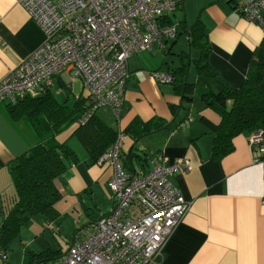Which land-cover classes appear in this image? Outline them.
Instances as JSON below:
<instances>
[{
  "label": "crops",
  "instance_id": "obj_1",
  "mask_svg": "<svg viewBox=\"0 0 264 264\" xmlns=\"http://www.w3.org/2000/svg\"><path fill=\"white\" fill-rule=\"evenodd\" d=\"M174 1L178 6L169 15L170 23L176 25L177 32H182L180 26L187 30L201 26L210 49L209 66L230 87L239 88L253 51L264 38V28L245 21L234 9L242 0ZM44 40L42 30L21 5L15 0H0V80ZM178 43L180 46L176 48ZM192 51L196 52L195 56ZM184 52L190 54L186 79L193 85L190 101L183 100L171 83H159L151 77L152 72L170 74L179 68ZM133 55L127 60L129 78L119 118L110 109L99 110L100 114L118 131L124 152L129 153L133 148L142 157L135 166L139 167L137 172L147 174L157 164L172 165L177 160H187L189 164L188 171L168 179L190 206L167 240L157 264H264V168L255 162L248 143L250 135L260 129L236 136L232 139V152L214 160L209 122L217 125L220 116L200 96L208 85L213 92L218 87L214 81L198 76L191 63L198 58V51L190 49L188 36L177 35L165 49L153 46L151 51ZM68 77L53 76L43 85L41 93L48 91L58 104L65 103L68 107L79 97H87L90 104L88 91L79 80L71 82ZM75 84H78L77 92H73ZM68 89L72 90V100ZM60 93L65 94L63 101L55 97ZM8 115V103L1 102L0 223L4 218L2 199L15 195L10 168L17 157L38 141L25 117L13 120ZM134 121L146 124L150 132L135 140L125 135V129ZM74 128L71 126L56 137L76 156V162L69 163L54 181L61 195L55 205L58 217L51 222L39 215L31 217L19 235L20 257L6 253L9 264H25L29 254L44 251H60L62 256L58 260L62 259L74 243L88 236L91 223L111 211L113 201L107 184L113 174L112 166L93 163L72 135ZM56 236L66 248L53 246L51 239L56 240ZM39 238L41 245L36 244Z\"/></svg>",
  "mask_w": 264,
  "mask_h": 264
},
{
  "label": "built area",
  "instance_id": "obj_2",
  "mask_svg": "<svg viewBox=\"0 0 264 264\" xmlns=\"http://www.w3.org/2000/svg\"><path fill=\"white\" fill-rule=\"evenodd\" d=\"M42 30L43 44L0 80V103L16 104L41 94L53 76L68 75L88 91L91 108L83 124L98 109H110L118 119L129 78L127 60L153 46L165 49L177 37L175 24L161 19L177 9L174 0H15ZM237 11L249 23L264 28V0H242ZM159 83L172 76L152 72ZM264 168V134L254 131L248 140ZM122 145L115 144L97 161L109 163L108 182L113 206L107 216L88 228V236L69 248L55 264H157L165 244L189 210L168 180L189 170L187 160L157 164L147 173L126 172L119 163ZM264 202V198H262ZM0 260L6 261L0 251Z\"/></svg>",
  "mask_w": 264,
  "mask_h": 264
},
{
  "label": "trees",
  "instance_id": "obj_3",
  "mask_svg": "<svg viewBox=\"0 0 264 264\" xmlns=\"http://www.w3.org/2000/svg\"><path fill=\"white\" fill-rule=\"evenodd\" d=\"M234 9L237 10V4ZM170 22L169 16L161 19L163 26L170 25ZM179 29L182 32H177V35L186 34L190 49L198 51V58L191 62L198 76L214 81L218 87L213 92L208 85L200 99L220 116L217 125L209 122L213 135L212 158L220 160L232 152V139L241 133L260 129L264 134V38L253 51L242 84L235 89L209 66L210 49L207 47L203 28L198 25L189 30L185 26H180ZM189 58L190 54L184 52L180 67L170 71L175 92L186 101L192 99L193 90V85L186 81ZM43 93L44 91L37 98L25 97L14 106L8 104V118L15 120L25 117L38 141L24 155L17 157L10 168L15 195L1 201L4 218L0 223V249L4 253L11 250L12 242L19 237L31 217L39 215L47 222L58 217L55 205L60 201L61 195L54 181L66 171L69 163L76 162V156L64 141L57 140V135L74 126L72 135L80 142L93 163H97L115 144L118 136V131L105 121L100 109L80 124L82 116L91 108L87 104V97H79L72 107H68L65 103L58 104L48 91ZM138 123H131L124 134L135 140L150 132L146 124ZM138 159L142 157L134 153L133 148L129 153L120 148L118 160L125 171L136 173L139 168L135 167ZM32 254H29V260L25 264H51L61 257L60 251Z\"/></svg>",
  "mask_w": 264,
  "mask_h": 264
},
{
  "label": "rangeland",
  "instance_id": "obj_4",
  "mask_svg": "<svg viewBox=\"0 0 264 264\" xmlns=\"http://www.w3.org/2000/svg\"><path fill=\"white\" fill-rule=\"evenodd\" d=\"M179 46H180V43H178V44H176L175 45V47L176 48H179ZM192 54L195 56L196 55V52L195 51H192ZM134 56V55H133ZM135 56H138V55H135ZM134 56V57H135ZM141 56V55H140ZM132 57V56H131ZM130 57V58H131ZM133 57V58H134ZM132 58V59H133ZM193 70H191V73H190V81H192V79L194 78L193 77ZM77 90H78V84H75L74 85V88H73V92H77ZM72 90H70V89H68V92L70 93ZM70 100H72V93H70ZM56 99L58 100V101H63L64 99H65V94L64 93H60V94H56ZM197 102H199V100L197 99ZM100 110H102V109H100ZM101 218V217H100ZM98 220V219H97ZM96 220V221H97ZM94 223V222H93ZM93 223H91L90 224V226L93 224ZM57 238H56V240H53V239H51V242L53 243V246L54 247H58V244L59 245H61V248L62 249H64V248H66L67 246H66V244L65 243H63L62 242V240L60 239V237L59 236H56ZM19 238H20V236L16 239V243H15V245H14V247H12V251H10V252H8V254L9 255H11V256H15V257H20V245H19V243H18V240H19ZM48 238V237H47ZM28 239V238H27ZM42 239L41 238H39L37 241H36V244H38V245H41L40 244V241H41ZM44 240V239H43ZM83 240V239H82ZM79 242V241H78ZM78 242H76V243H78ZM76 243H74L73 245H75ZM45 244H46V241H45ZM25 246H26V248H28L29 247V245L28 244H24ZM72 245V246H73ZM71 246V247H72ZM31 247V246H30ZM69 250V249H68ZM0 251H1V249H0ZM67 253V252H66ZM5 255H6V253H5ZM66 255V254H65ZM64 255V256H65ZM62 256V255H61ZM63 256V257H64ZM7 257V256H6ZM62 261V259H60V260H58L57 261V263H60ZM54 263V262H53ZM0 264H9V262H8V259L6 260V261H3V260H0Z\"/></svg>",
  "mask_w": 264,
  "mask_h": 264
},
{
  "label": "bare ground",
  "instance_id": "obj_5",
  "mask_svg": "<svg viewBox=\"0 0 264 264\" xmlns=\"http://www.w3.org/2000/svg\"><path fill=\"white\" fill-rule=\"evenodd\" d=\"M71 90V89H70ZM123 164V163H122Z\"/></svg>",
  "mask_w": 264,
  "mask_h": 264
}]
</instances>
